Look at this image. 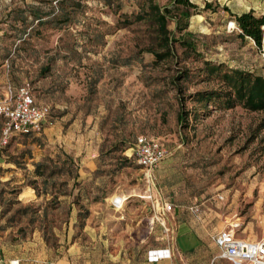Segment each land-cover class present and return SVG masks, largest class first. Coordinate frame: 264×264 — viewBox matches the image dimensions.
<instances>
[{
  "label": "rangeland",
  "instance_id": "374dc122",
  "mask_svg": "<svg viewBox=\"0 0 264 264\" xmlns=\"http://www.w3.org/2000/svg\"><path fill=\"white\" fill-rule=\"evenodd\" d=\"M59 1L0 0V100L8 86L29 83L53 115L41 134L14 136L0 151V246L18 258L47 261L76 242L86 248L76 264H138L158 237L171 238L168 218L182 212L210 231L239 222V237L264 238V110L228 108L224 98L198 95L227 90L205 60L264 76L258 47L229 28L233 13L264 16V0H190L196 7L181 27L177 17L185 7L153 0L172 9L175 38L197 44L192 51L177 42L162 61L151 52L154 27L137 16L150 0H118L120 9L117 2L110 8L102 0H66L83 7L69 9L62 24L57 18L67 9ZM37 7L42 24L31 15ZM3 123L0 116V135ZM142 134L168 150L150 182L130 157ZM66 154L79 166L78 183L63 166ZM42 161L50 165L46 172L63 166L47 191L46 175L35 172ZM148 188L175 206L166 215L169 231L157 223L150 232ZM87 210L82 226L79 212ZM44 214L53 229L49 241Z\"/></svg>",
  "mask_w": 264,
  "mask_h": 264
},
{
  "label": "trees",
  "instance_id": "16d2710c",
  "mask_svg": "<svg viewBox=\"0 0 264 264\" xmlns=\"http://www.w3.org/2000/svg\"><path fill=\"white\" fill-rule=\"evenodd\" d=\"M102 1L105 5L112 8L114 6V3L118 0ZM59 3L63 10L67 9L63 12L61 16H58L57 18L60 24L66 23L70 20V15L72 14L71 10L77 11L83 7L80 1L69 3L66 5V0H60ZM117 5L118 9H120L119 2H117ZM173 6L185 7L184 9L180 10L179 18L177 17L178 27H181L180 22L183 20V18L189 17L190 12L188 9L196 7V5L190 0H173ZM39 9V7H37L36 10L33 9L31 15L34 17L35 20L38 21V23L42 24L44 16L39 11H37ZM171 13L172 9L169 6L161 7L153 0H150V2L148 3V7L145 9V11L138 12L137 14L140 20L147 19L149 25L154 27L156 42L154 43V47L151 49V52L154 54L156 60L158 61H162L173 56L175 52V43L177 42L184 46L186 50H197V44L192 38H175L172 35V32L169 28V19ZM233 16L239 28V37H241L242 39L251 38L255 42V45L258 48H261L263 46L264 40V16H257L252 10L241 14L233 13ZM120 17L124 19V21H128L127 23H131L130 15L121 14ZM183 28H186V24L183 26ZM204 63L208 67L207 70L210 74L216 73L221 78V81L227 87V90L211 92L210 94L205 92H198L200 100L210 99V97H214L217 95L218 98L225 99L226 106L228 108L239 104L251 111L264 110V76L255 74L250 71H244L238 68H227L224 63L214 64L210 60H205ZM182 77L185 76L183 75ZM184 120L185 118L183 117V114H181L179 116L180 123H182ZM49 159L53 162V158ZM66 165L69 166L71 173L75 172L74 179L75 182L78 183L80 177L79 166L75 163V159L70 154H66V158L64 159L63 166ZM49 166L50 165L46 164L45 161H42L38 162L35 168L37 176L44 177L46 175L43 180L44 186L46 187V191L49 186V180L55 175L63 172V166L59 169L52 168L51 170H49V172H46V169H48ZM36 181L37 180H34V185L35 183H37ZM37 194L41 195L39 191L37 192ZM79 216L82 221L81 225L84 226L85 220L89 216V211H80ZM46 219V214H44V216L42 217L41 229L44 232V237L47 241H49L50 237L47 236V233L49 231H53V229L49 225V222H46Z\"/></svg>",
  "mask_w": 264,
  "mask_h": 264
},
{
  "label": "built area",
  "instance_id": "2783aa9c",
  "mask_svg": "<svg viewBox=\"0 0 264 264\" xmlns=\"http://www.w3.org/2000/svg\"><path fill=\"white\" fill-rule=\"evenodd\" d=\"M229 28L238 29L236 21L229 22ZM254 44L255 42L249 38ZM264 57L263 46L258 48ZM0 116L4 123L0 135V151L3 150L17 135H38L45 130L46 124H53L52 108L50 104L38 103L33 87L24 83L13 88L11 85L6 89V97L0 100ZM137 163L142 167L146 179L152 180L153 169L166 158L168 150L157 138L147 135H139L130 148ZM146 198L151 202V211L154 215L149 219L150 232L159 223L165 231L167 228L166 215L174 211V204L154 196L151 188H148ZM113 205L122 207L120 199H115ZM193 212H199L198 206L190 208ZM241 227L239 222L231 223L228 228L220 230L213 235V241L220 249V257L230 261L232 264H264V238L250 240L237 235V229ZM158 250H150V261H155L160 255H152ZM170 256V255H163ZM162 256V257H163ZM13 264L18 261H13Z\"/></svg>",
  "mask_w": 264,
  "mask_h": 264
},
{
  "label": "crops",
  "instance_id": "0c3cea01",
  "mask_svg": "<svg viewBox=\"0 0 264 264\" xmlns=\"http://www.w3.org/2000/svg\"><path fill=\"white\" fill-rule=\"evenodd\" d=\"M168 222L172 226L171 238L165 235L158 237L156 243L148 246V251L138 264H232L219 256L220 249L213 241V235L220 230L206 229L190 212L173 213L168 218ZM85 250L84 246L75 242L66 248L62 255L45 261L37 258H18V256H12L14 252H9L0 246V264H13V261H18L16 264H76V255L80 252L85 253ZM150 250H158L152 253V255H160L157 260L150 261ZM92 264L101 263L95 261Z\"/></svg>",
  "mask_w": 264,
  "mask_h": 264
},
{
  "label": "bare ground",
  "instance_id": "6f19581e",
  "mask_svg": "<svg viewBox=\"0 0 264 264\" xmlns=\"http://www.w3.org/2000/svg\"><path fill=\"white\" fill-rule=\"evenodd\" d=\"M131 150V149H130ZM132 151V150H131ZM121 198V199H120ZM119 199H120V201H121V203L123 202V200H124V198H122V197H120Z\"/></svg>",
  "mask_w": 264,
  "mask_h": 264
}]
</instances>
